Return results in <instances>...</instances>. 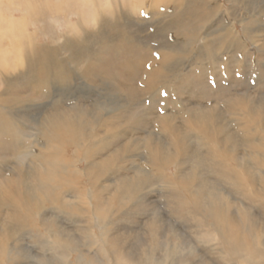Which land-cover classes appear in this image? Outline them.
Returning a JSON list of instances; mask_svg holds the SVG:
<instances>
[{"label":"rangeland","instance_id":"rangeland-1","mask_svg":"<svg viewBox=\"0 0 264 264\" xmlns=\"http://www.w3.org/2000/svg\"><path fill=\"white\" fill-rule=\"evenodd\" d=\"M21 1L31 6L32 13L18 10ZM21 1L1 0L0 9L2 18L10 16L16 21L21 19L23 25L19 29L22 30L23 27L26 34L33 36L35 45L43 47L48 56V72L40 62L33 61L32 66L27 68L30 76L48 77L58 68L69 80H57L56 84L51 81L48 93L37 95L33 85L27 81L29 77L20 78L19 72L15 71V79L11 82V93L15 96L13 99L1 97L0 106H10L16 97L15 101L35 100L38 104H44L40 109L32 108L25 115L30 121L38 120L41 126L47 124L44 118L58 115L66 118L73 114L78 116L77 112L82 110L87 111L84 117L85 128L94 130L97 134L88 135V139L92 136L89 140L94 138L101 146H90L88 140L86 143L82 141V145L75 148V144L68 142L67 146L66 139L60 137L58 142L67 157L73 158L77 149L78 153L89 149L95 158V164H99L102 159L119 155L118 150L125 147L127 154L117 161V166L124 169L118 179L126 189L131 185L130 180L144 181L145 184L140 190L143 198L140 197L139 200L129 197L121 203L119 194H115L112 205L108 207L121 209V213L115 212L106 223L112 224L109 232L117 231L120 234L111 237L105 245L102 242L108 232L104 229V224L80 234L79 238L74 232V223L56 210L58 206L74 205L76 200L59 191L55 194L56 189L48 190L49 193H54L53 198L59 196L62 200L55 205L49 201L43 203V212L36 218L40 222L37 227L44 235L35 240L25 230L12 232L9 226L12 220L9 219L4 230L10 232L12 238L8 243L7 258L2 257L0 261L3 264H59L58 256L53 255L55 252L51 251V246L42 245V239L46 237L43 226L48 227L50 223L52 231L61 235L60 242H73L76 253H72V258L77 257L79 264H109L106 255L108 249L112 252L110 259L118 253L128 259L133 254L138 255L139 249L145 244V239L142 238L149 231L150 222L160 218L162 226L171 229L172 234L182 236V240L183 236L190 239V243H181L182 249L187 246V250L175 248L178 261H174L169 257L171 250H165L164 240L158 238L155 244L159 253L156 264H178L186 260L194 264L217 263V250L214 247L210 251L206 248L212 244L203 238L197 239L186 234L183 216L171 221L168 218L170 199L166 200L162 194L163 191L166 193L164 179L152 176L151 173L146 176L141 173L147 140H156L161 149L166 143L158 137H162L158 129L162 130L163 123L171 126L170 133L185 139L183 151L176 145L169 146L172 147L171 154L176 151L178 157L170 160L165 167L169 180L176 185L189 184L193 179L190 178V173H195L194 168L202 165L200 174L194 175L203 191L202 193L199 189L198 193L205 195L208 189L215 188L216 197L221 195V199L228 202V208L224 212L229 220L236 221L239 214L247 210L253 218L249 217V221L241 224V227L245 230V237L255 238L253 229L264 227V172H253L251 179L254 181L251 184L248 173L240 185H233L234 181L222 184L219 181L224 182L225 173L220 170L222 165L219 166V160H223V166L231 172L237 171V166L242 163L249 170H252L249 165L251 162L264 165V0ZM5 2L16 8L14 13L8 14ZM27 13L30 16H26ZM0 35L2 36L1 32ZM13 37L12 42H16V48L19 47L18 53L27 48V42L23 43L20 34ZM2 41L1 50L6 48L7 42L6 38H2ZM60 45L62 51L58 49ZM153 67L158 71L154 76ZM56 74L58 76V72ZM3 90L1 87L0 91ZM96 108H99L98 117ZM200 113L207 117L213 116L222 144L230 142L231 150L225 156H217L216 150L206 160V149L189 132L187 122L198 119ZM244 113L250 116V123L256 131L250 129L248 137H243L239 132ZM80 132L84 133L85 130ZM1 144L0 163L6 161L15 170L18 168V147L9 143ZM47 151L52 153V149ZM89 151L87 155L92 156ZM98 153L102 154L98 156ZM76 156L81 158L78 161L79 169L84 170L86 159L78 154ZM126 156H132L129 160H133L132 164L123 160ZM204 160L206 165L203 164ZM3 167L0 175L6 177L8 168L6 170ZM57 169L60 170L54 168ZM180 174L181 179H177ZM188 177L190 179L184 181ZM226 177L231 180V175ZM3 180H0L1 186L5 185ZM82 182L84 181L78 187L91 188L90 183ZM114 182V178L106 179L104 185L115 186ZM246 185H251V190ZM182 190L187 195L183 188ZM112 195L111 190L106 192L108 202ZM253 198L255 201L250 204ZM128 215L133 218L130 219ZM83 222L89 223V220L84 219ZM146 224V229L141 230L140 227L144 228ZM157 235H162L159 230ZM40 252L47 254L45 261H39L38 256H35ZM229 256L220 257L223 259ZM234 260L236 261L222 264H248L243 260Z\"/></svg>","mask_w":264,"mask_h":264},{"label":"bare ground","instance_id":"bare-ground-1","mask_svg":"<svg viewBox=\"0 0 264 264\" xmlns=\"http://www.w3.org/2000/svg\"><path fill=\"white\" fill-rule=\"evenodd\" d=\"M5 3L8 14L14 13V9L16 8L11 6L9 2ZM30 7V5L25 4V1H21L19 3V9H17L21 10L22 12L32 13ZM61 7L63 8L64 6ZM1 13L2 9H0V32L2 33V36L0 35V89L2 87L4 90L0 91V98L12 97L13 99V96H15L11 93V82H13L12 79H15L13 74L15 71L19 72L20 78L29 77L27 81L33 85L34 93L37 95H44L48 93V85L51 83V81H54V84H56L57 80L67 82L69 77L58 68L48 77L46 75H39V78L30 76L27 68L28 66H32L33 61L40 62L45 71L48 72V56L44 52L43 47L41 48L40 46L35 45V38L33 36L26 34L23 27L22 30L19 29L20 26L23 25V21H20L21 19L16 21L10 16L9 18H2ZM29 13H27L26 16H30ZM92 19L94 20V18ZM96 19L98 18L96 17ZM3 29H6V31L4 32ZM17 34L21 35L22 40L24 41H22L23 43L27 42V48L23 49L20 53H18L19 49H17L19 47L16 48V45H14L16 42H12V39H14L13 36ZM2 38H6L7 41L5 42L6 48H3L4 51H2L3 49L1 50V45L3 43ZM17 42H19V40ZM61 45L58 47L60 51H62ZM137 67L139 66L137 65ZM71 68H73L72 65ZM156 71L157 70L153 67L152 72L154 74L152 76L158 73V71ZM56 72H58V76ZM146 85L148 91V82ZM15 100H17V97ZM14 101L10 106H0V138H4L0 140V145H2L1 143H9L15 148L18 147L16 152V158H18L16 159V164L18 165V168L14 170L13 167L11 166V168L6 161L0 163V165L4 166H2L4 169L6 168L7 170L8 168L9 172L7 173L6 177L0 175V180L4 179L3 181H5V185H0V225L2 226V230L0 231V259L2 257L6 259L9 252L7 248L12 235L10 232H6L4 230V225L5 223L9 224V219L12 220V224H9L12 232L25 230L30 232V234L35 237V240L38 237L44 235L37 227L40 225V222L36 217L41 216L44 202H53L55 205L58 204L60 200H62V198L59 196L53 198L54 193L48 192V190L55 189V194L59 191L61 194L68 195V197L76 200L74 205L71 203V205H64L63 207L58 206L56 210L60 214L66 215L67 220H70L74 223L73 229L75 230L74 232H76L77 236L80 238V234L83 235L86 232L92 231L91 229L93 227L104 224V229L107 230L108 234L102 243L103 245L107 244L111 237L114 238L120 234H118L117 231L109 232V230L112 228V224L106 223L107 219H110L115 212L119 214L121 213V209H110L108 205H112V200H114L116 193L119 194V200L121 203H123V201L127 200L129 197H135L136 199L140 198L142 194L140 191L141 187L145 184L144 181L135 179L130 180L131 185L129 184L128 188L126 189L124 183L118 179V175L124 173L122 172L124 169H122L120 166H117V161L127 154L126 148L122 147L120 150H118L119 155L115 157L109 156V158L106 160L102 159L100 162H98L99 164H95V158L89 149L83 150V153H78L77 149L74 153V157L68 158L64 149L62 148L61 143L58 142L60 137L63 140L66 139L67 146L68 142H71L76 145L75 148H78L79 145H82V141L86 143L93 135L97 136L94 130L85 128L86 121L84 120V117L87 115V111L82 112V110L77 112L78 116L73 114L66 118L61 115L44 118L43 120H45L47 124L44 123V126H41V123H39L38 120L30 121V119L28 120L25 118V115L28 114V111L32 108L40 109L44 106V104H38V102L36 103L35 100L28 102ZM97 115H99V108H96V117H98ZM239 126V132L243 137H248L250 135V129L253 132H256L254 130V125L250 123V116L246 113L243 114ZM187 128L189 132L194 134L196 142L200 143L206 149V154L204 155L206 160L210 159L209 157H212V151L217 150V156L220 157L225 156L228 152H230L231 144L230 142H225L222 144V139L219 137V131L216 130L213 116L207 117L204 116L203 113H200L198 119L187 122ZM81 130H85V132L81 133ZM171 130V126L166 123L162 124V130L158 129L159 135H162V137H158L166 141L162 149L159 147V143L156 142V140L154 142L150 139L147 140V145L144 149L145 156L143 155L145 159L143 161L144 164H141V173L144 176L151 173L152 176L162 177L164 179L166 193L163 191L162 194L165 195L166 200L170 199L168 202L170 205V210L167 212L168 214L166 213L169 216L168 218L170 221L174 220V218H180V216H183V227L186 234L191 237L194 236V238L197 239L203 238L207 241V243L212 244L206 247L209 251L212 250V247L217 250L216 252L219 256L215 258L217 262L215 264H219V262L221 264L224 262L232 263L233 261H236L234 259L243 260V262L248 264L251 262L262 264V262H264V227L259 226L258 228L253 229L255 238L252 239L249 237L248 239V237L244 236L245 230L242 229L241 224L248 222L249 217L252 219L253 215H250L246 210L239 214L236 221L229 220L228 215L226 212H224V209L226 211L228 208V202L222 200L221 195L218 198L216 197L217 193L215 192V188L211 187L207 190L205 195H200L198 193L199 189L203 193L201 184L196 182L194 175L195 173L200 174V169L203 168L202 165L196 166L194 168L195 173H190V178L193 179L189 184L181 185L178 183L179 185H176L174 182H172V180H169V176L165 174V167L170 160H175L178 158L176 151H174V153L172 152L173 155L171 154L170 148L172 147L169 148V146L176 145L182 151L183 147L185 146V139L181 136L177 137V135L174 133H170ZM88 135L92 136L88 139ZM93 139L94 138L89 140L90 142L88 145L93 146L100 144L101 146L100 142H95ZM104 147L107 148L105 145ZM19 148H21L20 152ZM48 149H52V153H49L47 151ZM174 150H176V148ZM88 151L92 156L87 155ZM77 154L86 159L87 165L84 170L79 169L78 161L81 158L79 159V157L76 156ZM101 154L102 153H98V156ZM131 157L132 156H126L123 160L131 163L133 161H129ZM206 160L203 161L204 165H206ZM222 161L219 160V166L222 165L220 170L222 169V171L225 173L224 182L219 181L222 184H229L231 181H234L233 185H240L243 183L247 173L249 174L251 184L254 181L251 179L253 172H264V165L261 163L256 164L255 162H251L249 164L252 170L246 169V166L243 165L245 163H242V165L237 166V171L231 172L228 171L225 166H223ZM2 167H0L1 171H3ZM54 168H59L60 170H54ZM6 170H4V172ZM226 175H231V180L226 177ZM113 178L115 179V186L104 185L106 179ZM190 178L188 177L184 179V181H187V179ZM177 179H181V174L177 176ZM82 180L84 181L82 183H90L93 187H78ZM182 188L187 192V195L183 193ZM246 188L251 190V185H246ZM27 190L30 191V193H28ZM109 190L113 192V195L108 202L105 198V194ZM98 193L100 196L97 195ZM141 198H143V196ZM105 200L106 203L102 204V201ZM99 201L101 203H98ZM254 201L255 199L253 198L252 202L249 203L253 204ZM214 208L219 209L220 211H215ZM8 211L9 213H7ZM122 214H125V212H122ZM2 216H4V218H1ZM128 217L130 219L133 218L131 215H128ZM260 218L261 216H259V219ZM84 219H88L89 223H84ZM160 221L161 220L159 218L150 222L149 231L143 235L142 238V240L145 239V244L139 249L140 252L138 255L133 254L132 257L126 259V257H122V255L118 253L113 259H110L112 252L111 249H108L106 255L109 264H156L159 253L157 252V247L155 244L156 240L160 237L162 238V241L164 240V247L166 248L165 250H171L169 252V257L171 260L176 261L177 258L175 248H179V250H187V246L185 249H182L181 243L189 245L190 239L183 236L182 240V236H178L175 233L172 234V230L162 226ZM50 224L48 227L43 226V230L46 233V237H44L46 241L42 239V245L51 246V251L55 252L53 255L55 256L57 254L58 256L59 264H79L77 257L72 258V256H74L72 253H76V250L72 246L73 242H67L69 240L64 241V243L60 242L61 235L57 232H53ZM146 227L147 224L144 228L141 226L140 229L145 230ZM211 228L213 229L211 230ZM158 230L162 235H157ZM38 243L39 241L35 244ZM222 255L230 256L221 259L222 257L220 256ZM35 256H38L39 261H45L47 254L40 252V254ZM166 260L167 258L164 259V261ZM0 264L3 263L0 261ZM178 264L194 263L188 262L186 260Z\"/></svg>","mask_w":264,"mask_h":264}]
</instances>
